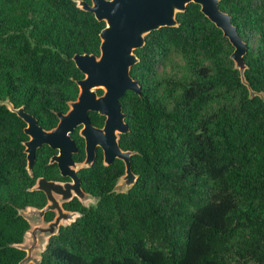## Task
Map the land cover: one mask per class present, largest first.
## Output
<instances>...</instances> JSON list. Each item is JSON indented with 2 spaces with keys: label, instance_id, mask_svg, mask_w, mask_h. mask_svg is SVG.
Returning <instances> with one entry per match:
<instances>
[{
  "label": "trees",
  "instance_id": "trees-1",
  "mask_svg": "<svg viewBox=\"0 0 264 264\" xmlns=\"http://www.w3.org/2000/svg\"><path fill=\"white\" fill-rule=\"evenodd\" d=\"M77 1L0 0V264L25 258L20 211L45 204L32 190L43 173L26 169V125L8 105L49 130L76 100L83 75L72 58L99 56L105 26ZM218 7L246 44L243 79L198 5L146 35L130 70L141 95L120 100L129 131L119 146L133 152L135 184L115 190L118 160L83 170L95 203H68L79 215L34 264H264V0Z\"/></svg>",
  "mask_w": 264,
  "mask_h": 264
},
{
  "label": "water",
  "instance_id": "water-1",
  "mask_svg": "<svg viewBox=\"0 0 264 264\" xmlns=\"http://www.w3.org/2000/svg\"><path fill=\"white\" fill-rule=\"evenodd\" d=\"M218 2L219 0H90V3L77 1V6L81 10L93 14L95 19L104 22L105 26L99 35L101 41L99 56L83 54L72 58L76 68L83 75V78L76 82L79 89L76 100L68 103L69 110L66 113H57L58 123L50 131L40 127L37 119L24 108L8 105L9 110L26 125L23 132L28 137L24 143L28 173L32 174L36 150L46 145L59 151V155L53 157L51 161L58 164L61 176H69L73 180V184L64 185L42 178L36 180L32 190L43 192L48 204L41 210L27 208L25 215L22 214L32 226L26 233L32 239V244L30 247L19 245L26 253L19 264L30 262L37 243L45 242L56 235L58 225L71 220V214L63 212L59 206L55 199L56 195L61 197L60 202L68 201L72 195L81 202L88 199L79 189V181L74 173L77 165L73 163L72 154L76 152V148L69 134L76 127L83 126L82 136L86 142L84 167L92 165L95 147L101 146L106 164L114 159L124 163V175L120 178L119 188L127 189L135 184L136 176L130 166L133 152L120 149L117 135H124L129 131L120 104L121 98L126 92L141 95L142 89L131 78L130 70L139 62L135 51L144 46L146 35L160 28L177 26L176 14L185 12L187 5L191 3L198 5L200 12L221 30L233 47L231 59L243 79L245 70L243 57L247 47L232 25L231 16L219 9ZM97 90L102 91L99 97ZM88 112H96L105 117L102 130L92 127ZM91 134H96L98 137H94L97 139H93ZM48 211L56 212L55 221L44 228L34 227L41 223L42 216Z\"/></svg>",
  "mask_w": 264,
  "mask_h": 264
},
{
  "label": "flooded vegetation",
  "instance_id": "flooded-vegetation-1",
  "mask_svg": "<svg viewBox=\"0 0 264 264\" xmlns=\"http://www.w3.org/2000/svg\"><path fill=\"white\" fill-rule=\"evenodd\" d=\"M101 95H102V93L101 94H98L97 93V96L98 97L101 96ZM68 110H69V107H68ZM90 114H92L91 117H90ZM96 116H98L99 118H102V124L101 125H95L94 124L95 123V117ZM88 118H89V121H90V123H91V125H92L93 128L98 129V130H102L103 129L104 123H105V117L104 116H101V115H99L96 112H88ZM52 129H49V130H46V131H50ZM82 130H83V126L76 127L69 134V137L73 141V143L75 145V148H76V152L72 154V160H73V163L75 165H77V168L74 170V173H75L76 178L79 181L78 182L79 189L82 190L87 195V197H88L87 200H89V199H93V198L88 193H86L83 190V187H84L83 186V177L81 176L82 175V171L85 170V169H87L83 165L84 162H85V159H86V142H85V138L82 136ZM91 136H92L93 139H97L96 137H94V136H97L96 134H91ZM120 136H121V134H118L117 135V137H118V140H117L118 141V144H119ZM47 149H49V150H47ZM41 151H42L41 158L39 160L38 156H39V154H40ZM122 151H124V150H122ZM58 155H59V151L58 150L52 149V148H50V147H48L46 145H43L42 147H40L39 149L36 150L35 160H34L33 168H32V173H33L34 170H39L40 172L43 173L39 177H37L36 180L42 178V179H45L46 181L56 182V183H59L61 185H64V184H73L72 178L69 177V176H66V177L61 176L60 171H59V168H58V164L56 162H52L51 161L53 157L58 156ZM94 155H95V157H94L93 163L96 160H99V162L101 163V165L103 167L111 166V165H113L118 160V159H114L111 163L106 164L105 161H104V150H103V148L101 146H96L95 147ZM118 161H121V160H118ZM93 163H92V165H93ZM36 165H38V167ZM90 167H88V168H90ZM37 192H41V191H37ZM71 192H73V191L71 190ZM41 193L44 196L45 204L41 208H37V207H31V208L41 210V209H43L48 204V201H47V198H46L45 194L43 192H41ZM60 198H61L60 196H57V195L55 196V199L59 203V206L61 207L62 211L71 214V220H69V221H72L73 222V220L79 214L77 212H75V211L67 210L66 205L68 203L74 201V200H77L79 202H81V201L79 199H77V197H75V195H72V197L68 201H66V202H60ZM81 203L83 204V202H81ZM56 217H57V214H56L55 211H48V212H46L42 216L41 223L35 225L34 227L44 228V227L48 226V224L54 222L55 219H56ZM47 218H50V219L48 220ZM63 223L64 222H61L58 225V229L60 227L64 226Z\"/></svg>",
  "mask_w": 264,
  "mask_h": 264
},
{
  "label": "rangeland",
  "instance_id": "rangeland-1",
  "mask_svg": "<svg viewBox=\"0 0 264 264\" xmlns=\"http://www.w3.org/2000/svg\"><path fill=\"white\" fill-rule=\"evenodd\" d=\"M172 62H173V61H172ZM170 67H171V66H170V62H169V63L167 64L166 67H163V68L160 69V72H168L169 69H170ZM120 185H121V181H119L118 184H117V187H116L117 191H125L126 188L120 189V188H119ZM94 203H95V200H94V199H89V200H86L85 202H83V205H84V206H90V205H92V204H94ZM26 211H27V209H25V210H21V211H20V214H21V215H22V214L25 215ZM76 218H77V217H76ZM76 218H75V219H76ZM75 219H74V220H75ZM74 220H73V221H74ZM70 223H72V221L64 222L63 225L65 226V225H68V224H70ZM30 229H32V226H31V225H30ZM47 241H48V239H46L45 242H42V243H39V242H38V243H37L35 249L32 251V254H31V256H32V260H31L30 262H28L27 264H30V263L36 262V261H38V260L40 259V254H41V252L43 251V249H44V247H45ZM31 244H32V239L29 237L28 234H26V235H25L24 242H23L22 245L25 246V247H30Z\"/></svg>",
  "mask_w": 264,
  "mask_h": 264
}]
</instances>
